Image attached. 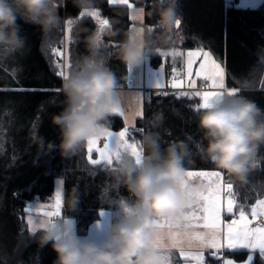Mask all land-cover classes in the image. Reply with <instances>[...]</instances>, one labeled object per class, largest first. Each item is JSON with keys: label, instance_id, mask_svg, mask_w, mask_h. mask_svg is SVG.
Returning <instances> with one entry per match:
<instances>
[{"label": "trees", "instance_id": "1", "mask_svg": "<svg viewBox=\"0 0 264 264\" xmlns=\"http://www.w3.org/2000/svg\"><path fill=\"white\" fill-rule=\"evenodd\" d=\"M132 1L143 7L140 22L143 29L158 32L156 16L149 15L153 10L152 0ZM56 8L62 17L57 30L44 34L39 26L21 20L23 48L0 57V122L5 136L3 149H0V264H52L55 252L50 246L42 247L38 243L40 229H36L35 235L30 231L26 206L30 201L50 198L57 177L63 180L62 216L75 218L79 234L88 232L91 223L100 218L101 210L135 201L126 187L114 183L110 171L113 165H92L88 161L87 145L70 158L61 157L58 150L50 152L40 147L41 138L53 143H58L60 138L51 116L64 106L65 96L60 90L64 77L57 75L61 67L57 68L56 64L61 65V61L51 50L62 44V27L70 20L73 22L67 23L66 75L81 57L88 55L83 37L100 27L93 17H81L72 0H56ZM94 8L99 9L102 19L111 22L104 29L111 26L119 30L116 36L102 35L103 55L105 65L117 77L118 86H126L128 68L111 53L130 29V8L126 4H110L108 0H95ZM179 11L182 23L176 30L182 39L180 46L210 50L224 66L226 86L236 89V95L246 96L264 108V77L259 72H250L257 63L258 49L264 47V1L256 6H239L235 0H179ZM42 42H46L44 47ZM172 45L173 40L162 48ZM160 62L159 53H152L151 64L157 66ZM170 73L166 64L167 77ZM149 97L144 99L142 113L129 132V138L136 140L142 156L146 150L140 141L147 131L159 133L162 149L170 142L191 137V152L185 160V168L217 169L195 149V142L202 137L198 127L199 97L179 96L171 90H151ZM157 116L159 119H155ZM110 119L109 128L113 130L125 126L120 115L112 114ZM260 155L264 156V146ZM220 171L225 183L233 185L235 211L250 212L252 205L264 196V159L247 184L234 183V178ZM72 188L78 191L80 200L75 211L66 203L67 192ZM224 255L244 260L248 251L223 250L216 257L207 253L205 263L223 264ZM253 264H261L258 253L253 254Z\"/></svg>", "mask_w": 264, "mask_h": 264}, {"label": "clouds", "instance_id": "2", "mask_svg": "<svg viewBox=\"0 0 264 264\" xmlns=\"http://www.w3.org/2000/svg\"><path fill=\"white\" fill-rule=\"evenodd\" d=\"M72 3L80 13L90 12L95 6V0ZM152 4L149 15L156 16L159 31L133 27L111 53L127 68L139 67L148 59L147 53L169 45L176 33V21L181 20L179 0H152ZM133 12L141 14L140 9ZM21 20L48 34L60 27L62 17L56 0H0V57L23 48ZM103 34L116 36L119 30L109 26ZM83 42L88 55L81 57L62 79L60 90L65 103L60 112L51 116V123L59 129V142H44L41 138L40 143L41 148L58 150L64 158H70L90 138L102 137L109 129L118 88L116 75L105 65L101 31L88 32ZM45 45L42 42V47ZM250 72L264 77V47L258 49L257 63ZM198 127L202 137L195 142V149L200 157L234 178V183L247 184L264 159L260 155L264 146V108L246 96L225 92L201 108ZM191 139L170 142L162 149L159 133L147 131L140 141L146 151L139 162L127 152L114 158L110 170L113 181L126 187L135 201L115 212L105 225L102 239L67 231V220L43 221L37 239L42 247L50 246L55 252L52 264H163L160 249L171 246L172 233L175 239H184L191 233L185 212L196 203L194 194L204 187L186 176ZM66 203L72 211L78 208L79 193L75 188L68 190Z\"/></svg>", "mask_w": 264, "mask_h": 264}, {"label": "snow or ice", "instance_id": "3", "mask_svg": "<svg viewBox=\"0 0 264 264\" xmlns=\"http://www.w3.org/2000/svg\"><path fill=\"white\" fill-rule=\"evenodd\" d=\"M113 2L128 4V0H113ZM248 3H254V0H248ZM85 15L95 18L99 22L101 30L109 25V21L107 19H101L100 14L96 11L81 13V17ZM67 23L71 25L73 22L70 20ZM181 23L182 21L178 19L176 21V27L179 28ZM51 51L58 60L64 55L62 50L59 48H52ZM157 51L159 52V50ZM162 55H168V53H162ZM171 55L181 56L183 54L173 51ZM186 55V71L183 75L187 77L188 88L196 87L197 81L193 77L201 79L204 83L211 82L210 87L213 89L225 88V69L213 58L211 52L197 49L187 51ZM197 63L198 68L194 71V65ZM56 67L60 68V63H57ZM129 71H131V68H129ZM173 71L175 72V69H173ZM57 75L65 77L66 73L64 71H58ZM153 81L155 83V87H163L156 72L152 73L150 86H152ZM182 83L183 82L181 80L174 78L171 81V87L180 88L182 87ZM226 92L229 95H236L235 89L227 90ZM224 93L225 91H196L193 93L181 92L179 93V96L199 97L202 101L199 107L205 108L213 99L223 95ZM113 113L123 115L118 97H115L114 99ZM103 136L105 137V142L102 147L98 145L100 137L90 138L87 142V159L92 165H100L103 162L106 165L111 166L113 165V159L121 152H127L136 158L137 162L140 161L142 156L137 143H130L127 138L129 136L128 127H125L119 133H113L107 130ZM109 138L112 140L111 144L108 142ZM94 153L98 154V158H93ZM186 176L188 178H192L194 176L204 177L210 181L207 194L204 191L194 194L196 200L195 206L203 213V215H199L196 211L189 212L187 210L184 216L185 221L189 225V222L202 220L203 224L198 226H202L207 231L204 233L189 234L184 239H175V233H172L174 239L171 246L162 247L160 249L163 257V264H170L169 255L173 249H179V254L185 261V264H204L205 258L202 252L193 253L186 251L185 246H187L188 249L193 247L207 249L211 252L213 257H216L217 252L212 250H219L222 247V230L225 232L224 240H226V245L224 246L228 250L246 249L251 252L258 253L261 257V264H264V199H258L255 206L251 208V220L248 218L244 210H240L238 219H232L230 223L224 224L222 221V212L225 214H233L234 205H236V199H234L232 191L233 185L231 183H228L226 186L221 184V173L218 171H187ZM212 178L215 179L213 180ZM224 189H226V196L222 199L221 192ZM61 204L62 192L59 188H57L55 192V211H48L45 213V215L50 218L48 219L49 221L52 220V217L60 216ZM192 208L193 206L190 209ZM100 215L103 216L104 212L100 211ZM256 222H258V226H252ZM71 223L72 221L70 220L66 221L65 227L67 231L72 230L70 227ZM29 224H32L31 220H29ZM41 226L42 223L39 224V227ZM30 231L34 233L36 231V227H31ZM224 264H234V262L231 260H225ZM248 264H253L252 255L249 256Z\"/></svg>", "mask_w": 264, "mask_h": 264}, {"label": "rangeland", "instance_id": "4", "mask_svg": "<svg viewBox=\"0 0 264 264\" xmlns=\"http://www.w3.org/2000/svg\"><path fill=\"white\" fill-rule=\"evenodd\" d=\"M264 0H254V3L249 4L248 0H235L236 4L239 6H256L257 4H259L260 2H262ZM108 2L110 4H122L119 2H113V0H108ZM129 6L130 11H129V16L132 20L130 29L133 27H139V28H143L142 23V19H143V7L141 5H136L135 1L132 0H128V4H126ZM133 9H140L141 10V14L140 15H135L133 12ZM91 11H96L100 14L99 9L98 8H93ZM90 11V12H91ZM135 17V19H134ZM100 18L102 19L101 15ZM95 19V18H94ZM96 20V19H95ZM97 21V20H96ZM97 23H99L97 21ZM99 31H101L102 35L105 29L101 30L100 27L98 29ZM63 31V40H62V44L59 47V49L62 50L63 52V56L60 58L61 61V69L62 71L66 72V68H67V64H68V56H67V43H68V35H67V23H65V26L62 28ZM178 37H176L174 39V42L176 43ZM200 49L202 51H209L208 49H205L203 47H199V48H194V49H182L181 47H179L178 45H174L172 48H161L158 51H152L147 53L148 59L141 64L139 67H135V68H131V71H129V83L130 85H139V86H143L146 89H156V90H162L165 91L167 90L166 87L171 85V82L168 80V77L166 75V64H169V68L172 74V77L178 80H181L183 82L184 79L187 80V77L185 75H183V73L186 71L185 68V64H186V59H187V51L189 50H197ZM173 51H177L182 53L183 55L181 56H173L171 55V53ZM159 53L160 57H161V62L157 65V66H153L151 64V54L152 53ZM185 52V53H184ZM162 53H168V55H162ZM213 58L221 64V66L224 68L222 62L216 58L213 53L211 52ZM198 68V63L194 65V71ZM162 69V71H161ZM173 69H175V72L173 71ZM156 72L159 76L160 82L163 85V87L161 88H157L155 87V83L154 81L152 82V86H150L151 81H152V73ZM194 79H198L193 77ZM210 83L211 82H207L204 83L206 85L205 89L201 90L200 92L203 91H224L225 92L227 90H232L229 87H226L224 89H213L210 87ZM147 92H150L151 90H146ZM176 91L178 94L181 92H185V91H181V90H174ZM196 91H192L190 93H193ZM187 93V92H185ZM144 94H143V90H116V97L119 98V102H120V107L124 113V124L126 127L129 128V132L132 129V126L135 123V119L136 117H138L139 115H141L142 113V105H143V101H144ZM122 103V104H121ZM202 103L201 99L199 98V103L197 104L198 106ZM4 139L5 136L3 134V123L0 122V149H3V145H4ZM6 141V140H5ZM105 142V137L102 136L100 137V144L99 146H103V143ZM108 142L111 144L112 140L111 138H109ZM133 143H136L133 142ZM138 145V144H137ZM139 148V147H138ZM142 156V153H141ZM187 171H197V170H186ZM205 171H218L220 173H222L220 170L218 169H205ZM191 179L194 183H199L201 185H203V190L206 194L208 191L209 187V179H204V177H199V176H194ZM213 179V178H212ZM214 180V179H213ZM220 183L223 185H227L228 183H224V176L221 174L220 177ZM57 188L60 189V191L62 192V204H63V180L61 177H57L55 179V187H54V191L52 193V195L50 196V198H48L47 200H33L30 201L28 203V205L26 206V210H27V214H26V219L27 222L29 224V220L32 221V224H29V229H31V227H36V229H39V224L42 223L45 220L50 219L49 217H47L45 215L46 212L48 211H55L54 208V204H55V192L57 190ZM224 195L226 196V189H224L221 192V196L222 199L224 198ZM259 199H264V196L259 198ZM256 203V202H255ZM255 203L252 205L255 206ZM62 204H61V209H60V214L62 215ZM124 205V203H120L118 205V207H116L115 209H103L101 211L104 212V215L101 216L100 218L97 219L96 221H94L93 223H91V225L89 226L88 232L86 234H80L82 236H87L91 239H102L104 236V228L105 225L110 222V220L113 218L114 214L116 211L121 210L122 208L121 206ZM189 212L192 211H196L199 215H203L202 212L199 211L198 208H196L195 204L193 205L192 209L188 210ZM240 211V210H239ZM239 211H235L234 209V213L233 214H225L222 212V221L224 224L230 223L232 219H238L239 217ZM245 211V210H244ZM246 212V215L248 216V218L251 220V211L250 212ZM226 215H228V217H226ZM52 219V218H51ZM64 220H70L72 221L70 227L72 228V230H76V221L74 217H63V221ZM192 228V231L190 234H197V233H204L207 230L204 229L202 226H198V225H202L203 221H192L189 222ZM252 226H258V222L254 223ZM166 228H168L167 225H165ZM224 235L225 232L222 230L221 231V244L222 247L219 250H212V251H222L224 248L227 249L224 245H226V240H224ZM185 250L186 251H190V252H202L204 255V258L207 256V253H211L209 250L207 249H201V248H197V247H193L191 249H188L187 246H185ZM235 250H246V249H235ZM248 251V255L247 258L244 260H235L233 257L229 256V255H224L223 256V264L225 260H231L234 262V264H248V259L249 256L254 254V252H251L250 250ZM177 259L179 260L177 262ZM169 260H170V264H185V261L183 260V258H181L180 254H179V249H173L172 252L169 255Z\"/></svg>", "mask_w": 264, "mask_h": 264}, {"label": "crops", "instance_id": "5", "mask_svg": "<svg viewBox=\"0 0 264 264\" xmlns=\"http://www.w3.org/2000/svg\"><path fill=\"white\" fill-rule=\"evenodd\" d=\"M176 37H178V39H177V41H176V43L174 42V39L176 38ZM181 37L179 36V34H178V32H177V30H176V33H175V35H174V38H173V45H172V47L174 46V45H178L179 47H181L180 46V44H181ZM172 47H169V48H172ZM182 48V47H181ZM194 48H199V47H194ZM194 48H187V49H194ZM182 49H185V48H182ZM185 53V52H184ZM128 71H129V68H128ZM174 78L172 77V74L170 73V76L168 77V80L171 82L172 80H173ZM196 87L195 88H188L187 87V80L186 79H184L183 80V83H182V87H180V88H172L171 87V85L170 86H167L166 87V89L167 90H171V91H174V90H181V91H185V92H187V93H190V92H192V91H201V90H203V89H205V87H206V85L204 84V82L201 80V79H196ZM224 83H225V77H224ZM226 85V84H225ZM227 87V86H226ZM231 89H233V88H231ZM117 90H125V91H128V90H138V91H140V90H143V94L145 95L144 96V99H148V98H150L149 97V93L150 92H147L146 90H156V89H154V87H153V89H146L145 87H143V86H139V85H130V83H129V80H128V84L126 85V86H118V88H117ZM236 90V89H235ZM122 104V103H121ZM113 114H117V115H120L119 113H113ZM122 118H123V121H124V113H123V115H120ZM137 118V117H136ZM125 123V122H124ZM126 126H124L122 129H119V130H113V129H111V128H109L108 130L109 131H111V132H113V133H119L121 130H123L124 128H125ZM128 139H129V142L130 143H133V142H135L136 140H134V139H131V138H129V136L127 137ZM137 143V142H136ZM100 144V139L98 140V145ZM139 147V146H138ZM139 150H140V147H139ZM141 151V150H140ZM93 158H98V154H93ZM113 161H115L114 159H113ZM103 163V162H102ZM187 170V169H186ZM188 170H197V171H205V169H188ZM222 172V171H221ZM222 175H223V172L221 173ZM204 179H206V178H204ZM213 179H215V178H213ZM224 183H225V181H224ZM209 186H210V182H209ZM208 188V187H207ZM224 197H225V195H224ZM229 215V214H228ZM223 250H228V249H223ZM206 258V257H205ZM179 260L177 259V262H178ZM204 264H207V263H205V259H204Z\"/></svg>", "mask_w": 264, "mask_h": 264}, {"label": "built area", "instance_id": "6", "mask_svg": "<svg viewBox=\"0 0 264 264\" xmlns=\"http://www.w3.org/2000/svg\"><path fill=\"white\" fill-rule=\"evenodd\" d=\"M63 28V27H62ZM61 71H62V69H61ZM224 91H225V89H224ZM52 219H56V220H61V221H63V216L60 214V216L59 217H52ZM223 251V250H222ZM217 252V255H218V253H219V251H216ZM208 264H220V262H212V263H208ZM222 264V263H221Z\"/></svg>", "mask_w": 264, "mask_h": 264}]
</instances>
